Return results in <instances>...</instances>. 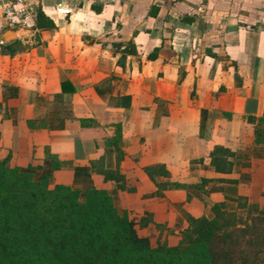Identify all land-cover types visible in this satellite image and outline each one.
Segmentation results:
<instances>
[{
  "label": "crops",
  "instance_id": "0c3cea01",
  "mask_svg": "<svg viewBox=\"0 0 264 264\" xmlns=\"http://www.w3.org/2000/svg\"><path fill=\"white\" fill-rule=\"evenodd\" d=\"M30 4L53 26L0 47V158L104 190L152 245L216 204L264 211V0Z\"/></svg>",
  "mask_w": 264,
  "mask_h": 264
},
{
  "label": "trees",
  "instance_id": "16d2710c",
  "mask_svg": "<svg viewBox=\"0 0 264 264\" xmlns=\"http://www.w3.org/2000/svg\"><path fill=\"white\" fill-rule=\"evenodd\" d=\"M35 25L53 26L39 10ZM2 46L8 50L11 44ZM219 153L228 154L221 148L211 153L217 171ZM104 179L122 180L109 172ZM237 209L228 212L216 204L211 219L187 218L176 246L154 247L137 234L132 218L116 211L104 190L55 184L49 175L35 177L30 166L11 167L4 157L0 264H264V211L242 198Z\"/></svg>",
  "mask_w": 264,
  "mask_h": 264
},
{
  "label": "built area",
  "instance_id": "2783aa9c",
  "mask_svg": "<svg viewBox=\"0 0 264 264\" xmlns=\"http://www.w3.org/2000/svg\"><path fill=\"white\" fill-rule=\"evenodd\" d=\"M0 9L4 30L30 28L37 11L30 0H0Z\"/></svg>",
  "mask_w": 264,
  "mask_h": 264
},
{
  "label": "water",
  "instance_id": "95a60500",
  "mask_svg": "<svg viewBox=\"0 0 264 264\" xmlns=\"http://www.w3.org/2000/svg\"><path fill=\"white\" fill-rule=\"evenodd\" d=\"M19 30L20 29H9V30H6L5 33L1 37V41H3V43L12 42L13 40H15V38L14 39H10L8 41H7V39L13 35L12 34L13 31H19Z\"/></svg>",
  "mask_w": 264,
  "mask_h": 264
},
{
  "label": "rangeland",
  "instance_id": "374dc122",
  "mask_svg": "<svg viewBox=\"0 0 264 264\" xmlns=\"http://www.w3.org/2000/svg\"><path fill=\"white\" fill-rule=\"evenodd\" d=\"M16 33H17V31H13V32H12L13 35H12L11 37H9V38L7 39V41L10 40V39H14V38L16 37ZM34 176H35V175H34ZM37 176H38V175H37ZM37 176H35V177H37ZM158 245H161V246L163 245V246H166V247H174V246H176L177 244L174 245V246H167L166 244H155V245H153V246L156 247V246H158Z\"/></svg>",
  "mask_w": 264,
  "mask_h": 264
}]
</instances>
